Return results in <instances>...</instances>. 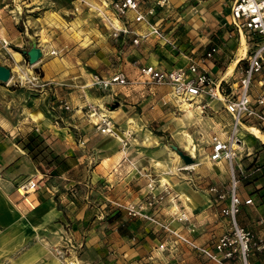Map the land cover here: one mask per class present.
<instances>
[{"label":"crops","instance_id":"0c3cea01","mask_svg":"<svg viewBox=\"0 0 264 264\" xmlns=\"http://www.w3.org/2000/svg\"><path fill=\"white\" fill-rule=\"evenodd\" d=\"M23 1V15L17 12L16 4L8 9V3L0 2V37L19 48L34 38L43 55L33 69L40 72V81L47 86L33 91L27 86L17 89L13 81L0 85V264H61L54 249L67 246L68 242L77 253L70 252L73 256L67 259L75 264H212L181 244L169 242L167 249L160 251L158 246L170 238L149 222L128 217L116 206L142 203L150 177L145 167L141 165L142 170L138 169L140 158L134 159L129 154L125 140L120 139V143L117 140L120 137L101 134L95 122L87 119L86 107L102 108L117 102V109L105 110V115L125 130L124 134L141 131L144 111L162 115L158 110L170 109L169 113L164 112L170 116L173 110L180 109L182 105L176 108L173 102L161 105L160 99L169 98L170 89L159 86L148 90L138 84L103 89L95 82L119 73L135 80L142 66L166 71L186 68L214 46L219 48L218 53L200 66L219 80L234 63L232 73L224 76L232 83L230 76L233 74L234 78L236 70L246 67L245 52L241 55L244 47L238 48L243 45V37L240 39L229 26L234 0H167L165 8L155 7L151 16L138 23L134 22L136 13L132 11L126 18L116 20L110 6L113 0ZM140 1L144 10L156 0ZM41 2L47 5L38 6ZM13 13L18 16H10ZM106 19L117 29L133 33H121L117 40L112 39ZM18 22L24 32L15 29ZM153 30L158 34H152ZM143 36L146 37L140 38ZM135 38H139L137 45L132 44ZM51 51L57 54L50 57ZM260 80L264 81V74L255 78L254 94L264 89ZM54 97L65 100L71 111L51 107ZM209 107L200 114L201 120L208 112L211 132L225 131L230 124L229 115L218 102H211ZM130 121L136 125L134 130ZM251 129L254 128L242 131L241 136L250 135ZM31 131L39 133L54 152L69 158L71 167L58 176H50L43 165L32 162L17 143V139ZM243 146L238 163L243 154H251L249 149L255 144L243 142ZM171 158L170 154L163 159L153 155L147 161L146 169L154 173L155 184L167 185L172 192L147 212H153L160 221L185 234L189 232L187 226L192 225L190 237L198 245H208L225 227L220 207L213 204L205 189L219 185L204 176L195 188L191 177L179 173L180 166L170 174L155 166V163L167 165ZM219 163L228 169L225 162ZM219 163L210 166L217 175L226 172ZM27 181L36 184L27 198L33 208L16 192L17 186ZM242 182L241 198L252 196ZM256 195L252 198L262 213L264 204L258 199L260 194ZM181 212L188 215V224L176 221ZM255 215L243 206L239 222L260 232L254 224ZM245 216L254 219L249 222Z\"/></svg>","mask_w":264,"mask_h":264},{"label":"built area","instance_id":"2783aa9c","mask_svg":"<svg viewBox=\"0 0 264 264\" xmlns=\"http://www.w3.org/2000/svg\"><path fill=\"white\" fill-rule=\"evenodd\" d=\"M143 4L140 0H113L110 6L116 20L126 18L127 13L132 11L136 13L134 22L138 23L143 21L145 16H151L155 7L165 8L167 0H156L153 6L144 8V10L142 9ZM105 22L109 26L111 37L114 40H117L121 33H133L128 29H117L110 19H106ZM229 26L240 39L243 37L249 44V50L244 57L246 67L236 70L234 78L233 74L230 76L232 83H228L224 79L225 72L222 78L217 80L200 66H205L211 56L218 53L219 48L214 46L198 62L192 63L186 68L166 71L152 66H142L138 68L135 80H129L119 73L107 79L97 80L95 85L106 89L112 85L127 88L138 84L148 90L153 87L167 86L170 89V96L160 99L163 107L172 102L175 106L186 104L187 107H194L201 114L210 109L211 102H218L222 105L230 117V124L225 131L209 134L207 157L210 162H225L227 164L230 175L229 184L226 191L216 185H209L205 188L211 196L213 204L220 207L219 215L225 223L224 231L218 237L208 245H198L189 234L193 230L192 225L187 226L189 232L185 234L160 221L153 212L148 213L147 209H155L157 205L172 195L171 189L167 185L160 183L156 185L151 178L147 180V192L142 203L116 204V206L124 210L128 217L141 218L170 238L169 241L166 240L158 246L160 251L166 250V244L171 242L173 245L185 246L212 264H264V261L258 259L259 255H264V212H258L259 204L251 195L241 198L239 194L241 180L257 179L259 175L264 176V162L260 165H250L247 170L237 162L239 155L244 151L240 136L242 131H245L246 128H254L264 136V89L261 93H253L255 78L264 74V0H234L230 9ZM151 33L158 34V31L153 30ZM138 39H133L132 44L137 45ZM7 46L8 42L0 37V48H7ZM49 54L56 55L57 52L51 51ZM18 69L19 71L10 69L9 82L13 81V84L18 86H27L33 91L42 90L47 86L40 81V72L33 69L32 66L26 67L24 70L19 66ZM13 73H16V77L13 76ZM260 83L261 87H264V81L260 80ZM51 107L65 112L72 109L60 97L53 98ZM105 110L106 106L100 108L88 105L86 117L95 122L94 125L101 134L116 136V127L112 119L105 115ZM241 146L243 150H241ZM35 189L36 184L32 181L22 183L16 188V192L30 208H33L32 202L27 198ZM258 199L264 204V194H260ZM243 206L248 207L256 214L254 224L260 229V232H255L240 224L239 215ZM189 220L185 212L176 216V221L182 224H188ZM69 245L72 246V244ZM68 251L69 248L65 250L56 248L55 255L59 259L65 260ZM75 251L74 248L73 252ZM251 256H253L252 259Z\"/></svg>","mask_w":264,"mask_h":264},{"label":"rangeland","instance_id":"374dc122","mask_svg":"<svg viewBox=\"0 0 264 264\" xmlns=\"http://www.w3.org/2000/svg\"><path fill=\"white\" fill-rule=\"evenodd\" d=\"M13 0H0L1 3L5 2L8 3L9 6L7 7L8 9H11L13 5H17L19 7V10L17 9V12L19 11L20 14H24V8L22 4L24 1L23 0H15V3H12ZM23 1V2H22ZM30 1V0H29ZM35 1V0H33ZM41 1V0H40ZM39 1V2H40ZM22 2V3H21ZM43 5H47L45 4V2H41L38 4V6H43ZM68 9V8H67ZM68 11V10H67ZM16 12V13H17ZM26 14V13H25ZM14 15L18 16L17 14H11L10 16ZM15 29L17 31H23L24 32V28L22 26V24L20 22L17 23V25L15 26ZM34 41L36 43V41L34 40V38L28 42V44L24 45L23 47L19 48L18 46L16 47L14 43H8L7 48H0V65L7 67L9 69H18L19 66H21V68L24 70V68L28 67L30 68V65L28 64L27 61V56L25 54L26 51H28L29 47H30V43ZM37 45V44H36ZM238 45V43H237ZM243 49L244 55L246 54V52H248L249 50V44L247 41H244L243 45L238 46V48H240V50ZM243 55V56H244ZM49 56H53L50 55ZM41 60V59H40ZM39 60V61H40ZM38 61V62H39ZM32 68H34V66H32ZM13 76L16 77V73H13ZM0 85H4L3 83H0ZM18 86V85H17ZM26 86L22 85V86H18L17 89H25ZM1 99V96H0ZM181 105V104H180ZM112 104L108 103L106 105V112L108 111H115V110H110L111 109ZM184 109H189V110H195L194 107H187L186 104H182V106L180 107L179 110H173L170 114V116L166 115L164 112H170L171 110H158V114L159 113H163L162 115H156V113H152V115H149L148 113H146L144 111L143 114V119L141 120L144 123V126L140 129L141 131H135V132H131L129 133V135L124 134L125 130L120 129V126L115 124V127L118 129V133L116 136H113L114 138L116 137H120L121 139L125 140L124 144H126L125 148H127L128 152L130 155L134 156V159L140 158V168H138L139 170H142L141 165L143 167H145V171L147 170V173L149 174V177L151 179H156V177L154 176V173H152L151 171H148V169H146L148 163L147 161L149 160V158H151L153 155H155L156 157H159V159H163L164 157H166L167 154L174 153L179 161H180V168H187L186 170H180L179 173L185 175V177L189 176L192 179V185L195 188H198L199 185L197 184L198 181L202 180L204 176L211 178L217 185H219L220 188L224 190H226L227 187V183H228V169L226 167L225 164L223 163H219L218 166H223L224 170L226 171L224 174H220L217 175L215 173V171L210 169V166L212 167L214 164L210 163V161H208V150H209V146H208V142H209V134L211 133V125L212 122L211 120L208 119V117H210V114L208 112H206V116L204 120L201 121H197L195 119H189L186 120L185 118V111ZM183 111V112H182ZM141 110L139 109L138 114L140 115ZM221 124H223L224 122L221 120L219 121ZM252 134L248 135L246 133L247 136H249L247 143L251 144L252 142L255 144L254 148L249 149V152L251 153L249 156L246 155H242L240 157V161L239 164L241 165V167L243 169H245L246 167L248 168L250 165H260L262 164V162H264V140H262V138H264V136H262L256 129H252ZM121 133V134H119ZM150 134L151 137L156 138L157 144L158 145H147L145 144V135ZM256 133L259 136H255ZM182 134H186L189 135L190 139L192 140L196 151H195V156H193L192 160L193 163L190 165H186L182 160H180V156L179 154H183V155H187L188 151L185 150L184 148V144L183 142H181V137ZM118 140V139H117ZM127 140V141H126ZM253 140V141H252ZM246 144V143H245ZM246 146V145H245ZM166 149V151H165ZM256 149H260V151L258 153L254 152ZM243 150V149H241ZM168 152V153H166ZM135 165V164H134ZM153 169V167H152ZM202 178V179H200ZM241 185L243 187H247L249 188L248 190L249 193L252 194V196L255 198L257 195V193L259 194H264V176L259 175L257 177V179L255 178H251V179H246L243 180V182L241 183ZM82 193V192H81ZM211 197V196H210ZM109 218V217H108ZM245 218L247 219V221L252 222L253 221V217H247L245 216ZM111 220V219H109ZM69 244L71 243H67V246H63V247H55L56 248H61L63 250H65L66 248H69L68 251V255L66 256V258H68L69 256L71 257V255L73 256V254H70V252L73 253L74 251V246H70ZM55 249H54V255H55ZM76 250V248H75ZM76 252V251H75ZM77 253V252H76ZM58 258V256H56ZM253 258V256H251V259ZM59 259V258H58ZM60 263L61 264H68L65 260H61L60 259ZM72 261V260H69ZM74 262V261H73ZM5 263V262H4ZM3 264V262H2Z\"/></svg>","mask_w":264,"mask_h":264},{"label":"trees","instance_id":"16d2710c","mask_svg":"<svg viewBox=\"0 0 264 264\" xmlns=\"http://www.w3.org/2000/svg\"><path fill=\"white\" fill-rule=\"evenodd\" d=\"M17 143L32 162L41 164L48 169L50 176H58L71 167L70 159L54 152L46 140L36 131H31L24 137L17 139ZM258 259L264 261V255H259Z\"/></svg>","mask_w":264,"mask_h":264},{"label":"bare ground","instance_id":"6f19581e","mask_svg":"<svg viewBox=\"0 0 264 264\" xmlns=\"http://www.w3.org/2000/svg\"><path fill=\"white\" fill-rule=\"evenodd\" d=\"M241 43H244V39L242 38L241 39ZM243 54V50L241 51V55ZM233 68H234V63H232L228 68H227V70H226V72H225V75H229V74H231L232 73V71H233ZM17 70V69H16ZM14 72V71H13ZM108 111V110H107ZM109 112H111V111H109ZM183 112V111H182ZM200 112H197L196 110H189V109H185V118H186V120H189V119H195V120H197V121H200L201 120V116H200ZM107 116V115H106ZM130 124L129 125H131L130 127H131V129L132 130H134L135 128H136V125L135 124H133V122L132 121H130L129 122ZM129 127V128H130ZM247 129H250V128H246V130ZM252 130V129H251ZM250 130V133L249 134H252V131ZM244 133V132H243ZM260 133V132H259ZM253 134H255V136H259L258 134H256V133H253ZM242 135V132H241V134H240V136ZM145 144H147V145H158L157 144V142H156V138H154V137H151L148 133H147V135H145ZM248 138H249V136H247V135H243V136H241V139H243V140H241V142H242V145H243V142L244 143H246L247 142V140H248ZM121 138H118V140H120ZM181 139V142H183V146H184V148H185V150H187L188 151V154H189V157L191 158V159H193L192 157L193 156H195V151H196V148H195V146L193 145V143H192V140L190 139V137H189V135H186V134H182V137L180 138ZM262 140H264V138H262ZM119 142V141H118ZM120 143H122V141L120 140ZM116 145H117V143H116ZM126 145V144H125ZM241 149H242V146H241ZM170 155H171V159L169 160V163L166 165H163V163L162 164H160V163H155V166H158V168L159 167H161L164 171H167V173L168 174H170V173H175V169H176V166H180L179 165V163H180V161H179V159H178V157L174 154V153H169ZM168 154V155H169ZM180 158V157H179ZM181 160V159H180ZM183 169H185V168H182V169H180V170H183ZM161 170V169H160ZM163 182H165L166 180L165 179H163L162 180ZM3 246V245H2ZM64 262H67L68 264H75V263H73V262H71V261H69V259H66V261H64Z\"/></svg>","mask_w":264,"mask_h":264},{"label":"water","instance_id":"95a60500","mask_svg":"<svg viewBox=\"0 0 264 264\" xmlns=\"http://www.w3.org/2000/svg\"><path fill=\"white\" fill-rule=\"evenodd\" d=\"M25 54L27 56V61L30 66H34L35 64H37L43 55L41 49L37 47L34 41L30 43V47L28 51L25 52ZM10 76H11L10 69L0 65V83H3V84L8 83L10 80ZM117 107H118V103L115 102L114 104H112L110 110H115ZM179 156H180V159L186 165H190L193 163V160L189 156L183 155V154H179Z\"/></svg>","mask_w":264,"mask_h":264}]
</instances>
